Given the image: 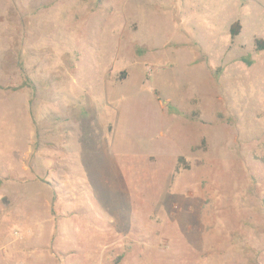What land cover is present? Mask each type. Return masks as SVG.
<instances>
[{"label": "rangeland", "instance_id": "obj_1", "mask_svg": "<svg viewBox=\"0 0 264 264\" xmlns=\"http://www.w3.org/2000/svg\"><path fill=\"white\" fill-rule=\"evenodd\" d=\"M258 39L264 0H0V264H264Z\"/></svg>", "mask_w": 264, "mask_h": 264}, {"label": "trees", "instance_id": "obj_2", "mask_svg": "<svg viewBox=\"0 0 264 264\" xmlns=\"http://www.w3.org/2000/svg\"><path fill=\"white\" fill-rule=\"evenodd\" d=\"M240 32V23L235 22L230 29V35L232 38H235L236 36L239 35ZM255 50L257 52H262L264 51V40L258 39L254 42ZM179 161H182V158L179 159Z\"/></svg>", "mask_w": 264, "mask_h": 264}]
</instances>
